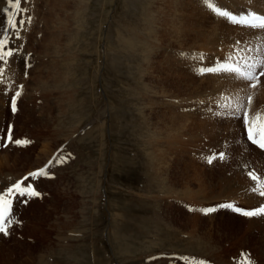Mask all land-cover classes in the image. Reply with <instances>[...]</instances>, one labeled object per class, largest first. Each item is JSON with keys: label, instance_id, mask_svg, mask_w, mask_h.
Wrapping results in <instances>:
<instances>
[{"label": "rangeland", "instance_id": "374dc122", "mask_svg": "<svg viewBox=\"0 0 264 264\" xmlns=\"http://www.w3.org/2000/svg\"><path fill=\"white\" fill-rule=\"evenodd\" d=\"M213 2L233 13L264 6ZM6 7L0 0V30ZM22 7L31 23L14 41L15 79L0 91V133L11 126L14 139L32 143L0 147V188L53 163L48 177L25 182L42 196L14 202L12 218L21 223L0 238V264H194L184 257L264 264V217L218 207L264 205L247 176L254 170L264 178L261 150L218 107L239 82L197 71L223 60L237 40L264 49V34L224 22L204 0H28ZM247 57L253 63L264 51ZM247 91L253 112H264V77ZM220 152L226 159L207 163ZM57 155L66 162H55ZM207 208L216 211L206 215Z\"/></svg>", "mask_w": 264, "mask_h": 264}, {"label": "snow or ice", "instance_id": "6c2138e0", "mask_svg": "<svg viewBox=\"0 0 264 264\" xmlns=\"http://www.w3.org/2000/svg\"><path fill=\"white\" fill-rule=\"evenodd\" d=\"M26 3H28V0H7L9 7L3 9V13L7 14V20L6 27L0 30V91L5 93L10 91L6 81L10 80L14 82L15 79V74L11 72V62L12 58L19 52V47L13 46L14 41L21 38L22 31L31 23V17L27 15L28 9L22 7V4ZM204 3L214 15L223 19L224 22L251 30L252 33L264 34V14L253 10H249L243 14H237L216 6L213 0H204ZM10 9L12 10L11 12ZM241 43L240 40H237L232 46L233 51L225 56L223 60L217 58L214 64L200 66L197 71L201 76L211 74L219 76L229 82H239L238 91L225 96V100L229 102L218 105V107L226 110L220 113V115H230L239 119L243 125L246 140L264 152V112L260 110L253 112L252 105L254 96L247 91L248 89H256L260 83V77H264V57L253 63H249L250 58L247 57V53L260 52L264 51V49L253 47L247 41L244 42L245 47H238ZM200 59L202 60L203 56ZM19 87L22 88L23 86L20 85ZM239 92H245L243 99L240 98ZM233 95L236 97L235 105L230 102ZM20 96L21 91H15L14 95L11 96L10 105L13 113L18 111L17 99ZM5 139L6 143L4 142ZM30 143L32 141L28 139H14L11 126L6 129V137L3 133H0V147H6L9 144L26 147ZM66 159L57 155L55 162L64 163ZM217 159H226L225 153H214L206 157L208 164H212ZM52 163L53 161L50 160L44 167L30 171L20 180L12 182L4 188H0V238L10 236L13 226L21 223L12 218L14 202L19 200L20 203L27 204L30 200L42 196V193L37 191L33 183L25 182L35 181L41 177H48L50 175L49 168ZM247 176L254 182L251 191L264 197V178L255 173L254 170L249 171ZM218 207L230 209L232 212L247 218L264 217V205L253 209H242L233 203H227L221 204ZM202 211L207 215L216 211V209L207 208ZM182 259L188 262H194V264H207L206 261L198 260L195 257H184Z\"/></svg>", "mask_w": 264, "mask_h": 264}, {"label": "bare ground", "instance_id": "6f19581e", "mask_svg": "<svg viewBox=\"0 0 264 264\" xmlns=\"http://www.w3.org/2000/svg\"><path fill=\"white\" fill-rule=\"evenodd\" d=\"M264 7V6H263ZM257 8V10H253V11H257V12H259V13H261V14H264V8ZM237 12H235V13H237V14H243V13H246L247 11H238V10H236ZM6 140V139H5ZM3 148L4 147H2V150H3ZM258 153H259V151H258ZM256 154V153H255ZM260 155H261V157L262 158H264V152H262L261 151V153H259ZM257 157H259V155L257 154ZM256 157V158H257ZM254 159V158H253ZM258 159V158H257ZM257 161V160H256ZM6 162V161H5ZM258 162V161H257ZM258 163H260V161L258 162ZM248 197V196H247ZM246 197V198H247ZM257 218H262V217H257ZM226 219H229V220H232V221H235V219L233 218V217H229V216H226ZM241 220V219H240ZM194 223V222H193ZM252 225H251V228H253L254 227V225H256V222H250ZM227 226H229V225H226V227Z\"/></svg>", "mask_w": 264, "mask_h": 264}]
</instances>
